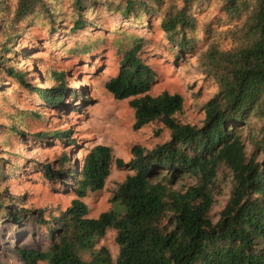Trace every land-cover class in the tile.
<instances>
[{"label":"trees","instance_id":"obj_1","mask_svg":"<svg viewBox=\"0 0 264 264\" xmlns=\"http://www.w3.org/2000/svg\"><path fill=\"white\" fill-rule=\"evenodd\" d=\"M61 1L0 0V74L28 89L46 108L74 95L69 73L52 69L45 80L54 85L37 86L11 55L33 27L46 22L56 29ZM207 1L212 0H72L77 14L73 30L85 27V12L101 3L125 17L157 15L170 43L186 52L195 46L192 35L199 28L194 10ZM220 12L229 21L220 36L232 43L224 48L213 41L201 56V70L218 87L204 106L201 125L179 120L185 109L182 95H152L157 76L142 55L150 45L147 38L123 34L115 40L119 68L106 82V90L116 100H130L136 131L160 123L170 132V140L151 150L134 146L129 163L116 159L111 147L96 145L78 168L70 166L67 153L38 166L42 183L73 197L70 206L50 220L48 209H26L25 197L2 192V220L17 227L33 221L45 230L46 246L18 248L26 264H264V0H220ZM206 32L214 37L212 27ZM251 117L261 121L262 128L258 135L249 133L254 147L249 155L241 125ZM32 119L41 121L43 115L20 111L12 119L7 147L14 146L11 139L28 136ZM71 133L57 131L51 138L66 142ZM31 134L41 141L50 135ZM2 156L0 185L8 176V160ZM115 166L132 172L118 186L114 197L118 207L91 218L85 199L105 188ZM221 172L229 175L231 191L215 221L212 212L220 195ZM186 177L196 183L180 185ZM109 231L116 233V261L99 245Z\"/></svg>","mask_w":264,"mask_h":264},{"label":"rangeland","instance_id":"obj_2","mask_svg":"<svg viewBox=\"0 0 264 264\" xmlns=\"http://www.w3.org/2000/svg\"><path fill=\"white\" fill-rule=\"evenodd\" d=\"M59 7L54 25L56 29L53 30L46 22L33 27L18 40L15 53L11 56L14 64L27 71L28 80L37 86L54 85L45 80L52 69L68 72L69 87L74 95L53 108H46L28 89L0 74V155L6 157L9 165L5 168L8 176L5 184L0 185V194L4 192L10 197H25L22 206L26 209H48L47 220H50L51 215L58 216L65 211L73 197L63 189L52 190L42 183V175L37 171L41 164L53 163L63 153H67L71 158L70 166L78 168L85 155L96 145L111 147L116 159L129 163L134 146L151 150L170 140V132L160 123L136 131L135 113L130 100H116L106 90V82L117 74L119 68L114 46L116 39L123 34H132L150 41L142 55L156 72L152 95L164 92L182 95L185 109L178 118L182 123L193 125L203 123L204 106L218 91L215 81L207 78L200 68L201 56L213 41L219 42L224 48L232 43L231 38L223 39L220 36L228 29L229 23L220 12V0L207 1L195 8L199 28L192 35L195 46L186 52L170 43L162 30L161 18L157 15L125 17L111 12L100 3L85 12L86 26L74 31L77 14L74 13L72 0H62ZM208 27L214 30V37L206 32ZM89 45L91 51L87 50ZM87 51H90L89 54ZM31 110L39 111L43 119L30 120L32 124L26 131L28 136L11 139L14 146L7 147L9 144H5V141L11 135L8 127L12 119L20 111ZM241 126L244 128L248 154L251 155L254 147L248 136L251 131L258 135L262 122L251 117ZM68 130L72 133L66 142L51 138L57 131ZM32 132H48L50 135L41 141L33 138ZM12 167L15 169L6 172ZM131 174L127 169L113 168L105 188L85 199L91 218H99L103 213L118 207L114 202L118 186ZM219 180L220 195L212 212L215 221L226 206L231 191L228 174L221 172ZM195 183L194 179L186 177L180 185ZM3 217L0 216V264H26L18 255L19 247H42L48 244L43 226L31 221L17 227L2 220ZM99 245L108 248L113 259L117 260L119 246L114 231H109L99 241Z\"/></svg>","mask_w":264,"mask_h":264}]
</instances>
